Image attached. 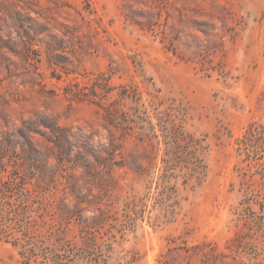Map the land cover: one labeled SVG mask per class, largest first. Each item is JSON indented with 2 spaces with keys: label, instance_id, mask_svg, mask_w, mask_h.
Returning <instances> with one entry per match:
<instances>
[{
  "label": "rangeland",
  "instance_id": "1",
  "mask_svg": "<svg viewBox=\"0 0 264 264\" xmlns=\"http://www.w3.org/2000/svg\"><path fill=\"white\" fill-rule=\"evenodd\" d=\"M261 119L264 0H0V264H264Z\"/></svg>",
  "mask_w": 264,
  "mask_h": 264
},
{
  "label": "trees",
  "instance_id": "2",
  "mask_svg": "<svg viewBox=\"0 0 264 264\" xmlns=\"http://www.w3.org/2000/svg\"><path fill=\"white\" fill-rule=\"evenodd\" d=\"M237 150L240 156H243V162L249 165H260L264 170V119L258 122L252 123L246 130L245 134L237 141ZM191 146V150L188 155L192 157V177L196 178L199 182L203 181L208 175V162H207V151L208 146L204 143L203 139H198L187 144V148ZM245 181L247 179V173L244 174ZM264 179V174H263ZM18 247V244H15ZM20 254L23 259V264H33L34 259L38 258L39 251L38 245L23 244L20 245ZM68 258L65 254H55L54 256L46 253L41 254L44 260L39 264H68L71 261V252L66 251ZM66 258V259H65Z\"/></svg>",
  "mask_w": 264,
  "mask_h": 264
}]
</instances>
